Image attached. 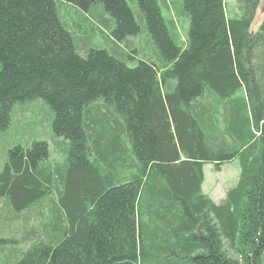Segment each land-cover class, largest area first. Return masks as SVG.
Returning <instances> with one entry per match:
<instances>
[{
    "label": "trees",
    "instance_id": "1",
    "mask_svg": "<svg viewBox=\"0 0 264 264\" xmlns=\"http://www.w3.org/2000/svg\"><path fill=\"white\" fill-rule=\"evenodd\" d=\"M57 1L0 0V133L15 106L42 100L54 115V151L68 146L64 166L49 162L46 142L8 152L0 201L16 214L49 207L41 237L14 264H264V76L256 71L264 23L250 32L260 0H236L242 15L231 20L224 0H182L185 47L157 0H136L158 58L134 68L131 55L80 53L75 41L89 45L88 37L64 26ZM60 1L85 13L102 7L118 43L140 31L125 0ZM241 89L245 102H235ZM206 91L235 102L229 129L242 147L209 143ZM89 107L102 125L84 117ZM236 158L241 180L217 205L201 192L203 166Z\"/></svg>",
    "mask_w": 264,
    "mask_h": 264
},
{
    "label": "rangeland",
    "instance_id": "2",
    "mask_svg": "<svg viewBox=\"0 0 264 264\" xmlns=\"http://www.w3.org/2000/svg\"><path fill=\"white\" fill-rule=\"evenodd\" d=\"M125 1L134 16L135 22L140 31L136 36L129 37L121 43H118L113 39L112 32L114 31L115 23L113 19L102 10V7L98 6L97 8H92L96 11H103L100 15L94 13L93 10H91L92 12L85 13L72 5L58 0L57 12L60 20L63 22L64 26L72 32L73 36L77 34V30L87 35L89 45H83V41L79 37H77L75 41V44L77 43L81 47L80 53L84 54L88 48L102 49L118 60H121L122 58L125 60L127 55H131L133 60L130 62L126 59L125 62L126 66L129 68H134L138 64L140 58H147L150 61L156 62V59L158 58L156 55V49L146 29L144 19L140 13L136 0ZM157 2L166 27L173 36L172 39L178 46L185 47L189 30V19L183 12L182 0H157ZM224 8L227 19H238L242 15L241 10H239L237 6L236 0H224ZM86 19L91 24V30L89 28L77 26L78 24L85 22ZM100 20H104L103 23H100ZM111 21L113 24H110ZM263 21L264 0H260L255 19L250 26V32L253 33L252 30L257 28V22L260 24ZM133 50L136 51L135 55L137 54V57L130 53ZM261 69L262 67H259L257 64V73L260 79L264 76V73L260 71ZM213 96L216 95L206 91L202 98V102L206 104L212 100L214 104H217L224 101L220 98H217L215 101V99L211 98ZM94 108L96 107H89L88 110L85 111L86 114L84 113V117H88V119L92 118L94 120L99 119L100 116L96 113ZM88 113H90V115H88ZM217 113L218 112L214 113V117L216 116L219 124L216 123V127L212 129V132L217 134L219 139L215 140L209 138L212 136L209 127L205 130L208 135L209 143L211 141L215 143L214 147L222 145V139L224 138L223 132H227L228 130V128L224 125L223 119L225 117V111L221 110L219 116ZM53 116L54 115L51 109L42 100H34L14 107L12 110L11 124L9 128L0 133V172L7 161L8 152L11 149L21 146L23 149L27 150L35 142L47 143L50 150V163L54 162L60 166L65 165V156L61 157L60 154H65L68 150V146L66 149L63 145H66L67 142L63 141L61 146L56 147L59 154L53 149L55 141L52 132ZM101 121L102 119H99L98 126L102 125ZM111 123L109 125H111ZM112 127L115 128L114 124ZM119 138L120 142L124 144L127 143L125 135L123 136V134H120L118 136V139ZM238 146L239 145L237 144H232L231 147H226L235 149L238 148ZM224 165H227L224 167L225 170H229L231 173H237L236 166L232 163H226ZM210 169L214 171L212 168ZM110 170H116V166L111 167ZM216 175L217 176L215 178L217 180H211L212 176L210 175L205 176L204 187L202 190L208 195H210L211 191H213V189L217 186H213L211 182H220L221 180H224L220 177V175ZM217 196L219 198L222 197V193L219 190H217ZM46 200L52 201L51 198ZM5 205L4 201H0V264H14L21 258L23 253L21 251H25L26 247L28 248L32 243H35L37 241L38 234H40L39 236L41 237L39 230L41 223L43 222L41 216L43 215V217L47 218V215L49 214V207L48 204L44 203L41 206L36 205L21 214H16L14 212L11 213L8 206Z\"/></svg>",
    "mask_w": 264,
    "mask_h": 264
},
{
    "label": "crops",
    "instance_id": "3",
    "mask_svg": "<svg viewBox=\"0 0 264 264\" xmlns=\"http://www.w3.org/2000/svg\"><path fill=\"white\" fill-rule=\"evenodd\" d=\"M64 3H66V2H64ZM263 23H264V21L262 23H260V24H258V22H257V28H255V29L252 30L253 34L257 33L260 30V27L262 26ZM77 26L78 27H83V28H89L91 30V24L89 23V21L87 19H86L85 22H82V23L78 24ZM99 26H101V25H99ZM76 29H77V27H76ZM258 66L259 67H262V69L260 71H262L264 73V63L263 64L259 63ZM235 99H236L235 102H237V100L239 102V99H241L240 100L241 102H242V100L243 101L245 100L244 89H241L239 91V93H237L235 95ZM235 102L234 103H229V101H225L224 100L222 102H219L217 104H214L213 101L210 100L209 102H207L205 104V108H206L207 113L209 115V124H213L214 128L216 127V123L219 124L218 119L216 118V116L214 117V113L215 112H218L217 115L219 116L221 110L222 111H225V117L223 119H224V125L228 128V130H227V132H223L224 138L222 139V143L221 144L222 145H226L228 147H231L232 144H234V145L237 144V145H239L238 147H242L239 138H236L234 136V133L232 131H230V129H229V122L228 121H230V114L233 111V108L236 107V105H233L234 107H231V104H235ZM246 107H247V110L248 111H245L244 112V115L246 117V113H247V118H249V120H251V115H250V112H249V107L248 106H246ZM252 125L253 124L251 122V125H249V127H248L249 128L248 131H249V133L251 135H254L255 132H256V130H255V128ZM217 132H219V131H217ZM239 134L241 135L240 131H239ZM257 137H258V134H257V136H255V143H257ZM211 139L217 140V139H219V136L217 134H215L214 137L211 138ZM210 144L213 147L215 146V143L212 142V141L210 142ZM181 158L182 159H185V155L181 154ZM226 163H232L233 165H235L236 166L237 173H231L229 170H225L224 167L227 166V165H224V164H226ZM204 168H205V170H204ZM210 168H212L215 172L212 171ZM203 173H204V181H205V176L206 175L212 176L211 180L212 179H216L215 178L217 176L216 174H218V176L220 175V177H222L224 179V180H221L222 182L221 181L220 182H211V184L213 186H216V185L217 186H216L215 189H213V191H211V194L210 195H208L207 193H205L202 190L203 187H204V182H203L202 187H201V192L205 196H207L211 201H213L214 203H216L217 205H219L221 202L227 200V196H228L229 192L231 190H233L237 186V184L239 183V181L241 180L242 168H241V163H240L239 159L236 158V159H234L232 161L222 163L219 169H217L215 167V164H213V163L204 164V166H203ZM217 190H219L222 193V197L221 198H219L217 196ZM65 222H66V220L64 218L63 224ZM65 225H66V223H65ZM65 225L63 227H68L69 228V224L66 225V226Z\"/></svg>",
    "mask_w": 264,
    "mask_h": 264
}]
</instances>
